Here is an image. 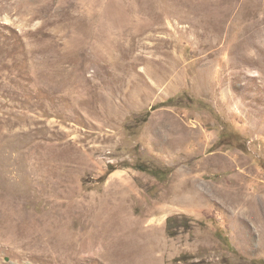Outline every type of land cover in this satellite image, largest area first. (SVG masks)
I'll use <instances>...</instances> for the list:
<instances>
[{
	"label": "rangeland",
	"instance_id": "1",
	"mask_svg": "<svg viewBox=\"0 0 264 264\" xmlns=\"http://www.w3.org/2000/svg\"><path fill=\"white\" fill-rule=\"evenodd\" d=\"M0 264H264V0H0Z\"/></svg>",
	"mask_w": 264,
	"mask_h": 264
},
{
	"label": "trees",
	"instance_id": "2",
	"mask_svg": "<svg viewBox=\"0 0 264 264\" xmlns=\"http://www.w3.org/2000/svg\"><path fill=\"white\" fill-rule=\"evenodd\" d=\"M140 169H144V170H145V168H143V167H140ZM168 227H169V229H170V225H168Z\"/></svg>",
	"mask_w": 264,
	"mask_h": 264
},
{
	"label": "bare ground",
	"instance_id": "3",
	"mask_svg": "<svg viewBox=\"0 0 264 264\" xmlns=\"http://www.w3.org/2000/svg\"><path fill=\"white\" fill-rule=\"evenodd\" d=\"M152 229V228H151Z\"/></svg>",
	"mask_w": 264,
	"mask_h": 264
}]
</instances>
